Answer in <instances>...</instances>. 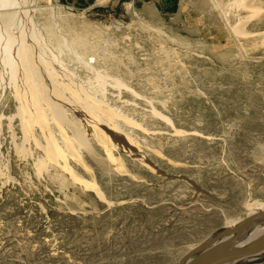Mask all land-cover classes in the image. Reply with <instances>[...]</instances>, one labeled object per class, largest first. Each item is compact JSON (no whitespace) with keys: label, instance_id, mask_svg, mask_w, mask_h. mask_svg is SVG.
Listing matches in <instances>:
<instances>
[{"label":"rangeland","instance_id":"374dc122","mask_svg":"<svg viewBox=\"0 0 264 264\" xmlns=\"http://www.w3.org/2000/svg\"><path fill=\"white\" fill-rule=\"evenodd\" d=\"M234 1L11 10L32 11L34 33L56 25L65 45L84 40L62 55L66 70L142 157L108 152L73 100L63 123L47 111L25 138L12 88L0 91V264H177L264 205V0H248L255 13ZM51 142L65 154L53 158Z\"/></svg>","mask_w":264,"mask_h":264},{"label":"bare ground","instance_id":"6f19581e","mask_svg":"<svg viewBox=\"0 0 264 264\" xmlns=\"http://www.w3.org/2000/svg\"><path fill=\"white\" fill-rule=\"evenodd\" d=\"M22 4L21 0H0V9L5 10L0 12V91L4 96L6 89L12 88L13 96L18 103L17 114L21 118V129L24 137L34 140L31 135L32 127L35 124L46 122L47 111L52 112L56 121L63 123L66 114L62 110V105H70V100H73L79 104L78 106L73 104V107L75 112L84 120L87 133L94 130L95 133L92 136L103 144L108 152L111 148L121 145L134 156L141 158V153L129 141V137L122 133L120 128L112 124V120L107 119V117L114 115L111 109H102L101 102L97 98L86 94V91L77 84L66 70L67 65L62 59V55L68 50H75L77 47L85 48L84 40L81 37L73 38L72 41L65 42L68 44L65 45L61 33L52 30V28H57L56 25L54 27L48 25L45 33H34L36 27L31 23L32 11H11ZM233 5L254 13L256 11H254L251 2L248 0H235ZM31 7L29 8L31 9ZM234 32L239 36L246 35L242 25L240 27L235 26ZM79 54L80 56L84 55L83 52ZM86 66L91 67L88 63H86ZM93 71L96 74L101 72L95 69ZM99 75L101 76V74ZM66 94H69L68 97ZM100 128H102V134L104 135H100ZM75 138L78 143H86L84 135H77ZM64 142L67 148L72 150V141L69 138H64ZM49 152L53 158L65 154L57 149L54 142H51ZM40 162L45 163L42 160ZM259 206L252 208L234 225L249 215L264 211V205ZM234 225H230V227ZM263 236L264 225L251 226L230 245V248L246 247ZM229 238L230 236L223 237L217 243H226ZM224 264H264V251L254 256Z\"/></svg>","mask_w":264,"mask_h":264},{"label":"water","instance_id":"95a60500","mask_svg":"<svg viewBox=\"0 0 264 264\" xmlns=\"http://www.w3.org/2000/svg\"><path fill=\"white\" fill-rule=\"evenodd\" d=\"M264 225V211L241 219L233 227L226 226L213 234L204 244L187 251L177 264H224L233 260L257 255L264 251V236L242 248H230L244 231L251 226ZM230 236L226 243H217L221 238Z\"/></svg>","mask_w":264,"mask_h":264}]
</instances>
